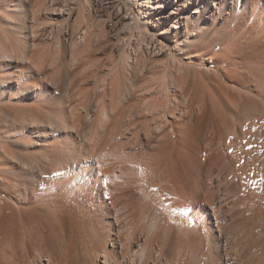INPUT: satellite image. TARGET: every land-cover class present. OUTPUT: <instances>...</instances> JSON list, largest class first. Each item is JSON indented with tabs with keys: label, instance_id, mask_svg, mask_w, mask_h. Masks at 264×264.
<instances>
[{
	"label": "bare ground",
	"instance_id": "bare-ground-1",
	"mask_svg": "<svg viewBox=\"0 0 264 264\" xmlns=\"http://www.w3.org/2000/svg\"><path fill=\"white\" fill-rule=\"evenodd\" d=\"M12 1L0 17V264H264V0L234 1L218 40L205 19L227 0H123L100 26L101 0H52L53 50L37 52V32L11 36L33 28ZM203 49L225 67L212 69L221 87L185 90L174 70ZM100 64L102 78L86 73Z\"/></svg>",
	"mask_w": 264,
	"mask_h": 264
},
{
	"label": "rangeland",
	"instance_id": "rangeland-1",
	"mask_svg": "<svg viewBox=\"0 0 264 264\" xmlns=\"http://www.w3.org/2000/svg\"><path fill=\"white\" fill-rule=\"evenodd\" d=\"M17 0H14V1H12V4L13 3H15ZM50 1V2H49ZM111 0H101V1H99V3H97L96 5H92L91 6V10H93V12L92 13H94V16L96 17V18H94V19H96L95 21V24H97L98 22H97V20L98 21H100V19L102 18V19H108V18H110L109 16H111V18H115V16L116 15H114V14H116V12H118L119 11V9L120 10H124V11H126V9H125V6H124V2H123V0H116L115 1V3L113 4V3H111L110 2ZM237 1V0H227V2H228V4H229V9L228 8H224V11H223V13L220 15V14H212L211 12H210V14H209V18L207 17V19H205V22H207V26H205V30H211V32L213 33V31L215 32L216 31V33H213L216 37H217V40H218V38H220L221 37V39H223L222 37H224V33H226L227 31H229V29H231V27L233 26V24H234V20H235V18H236V15H235V10H234V8L232 9V6L231 5H235L236 3L235 2ZM242 2H245V1H247V0H241ZM44 2H49L50 4L52 3V0H23L22 1V7H23V9H22V14H21V17L22 18H24V17H28L29 16V24L30 25H32V30H30V31H28V30H25V29H23L22 30V28H14L12 31H15L16 30V32H14V33H16V35H11L12 37H18V36H22L23 34H29L30 32L32 33V31L33 32H37L38 33V31L40 30V34L38 33H36V36L38 35V37H41V38H39L38 40V42H39V44H38V42H36L37 44H35L34 46H32L31 47V50H33V49H35L36 50V52L37 51H39V50H41L42 51V49L44 48H47L48 46H51V44H53L52 42L54 41L53 39V36H54V33H55V30L53 29V27L51 26V21L53 20V18H54V14H53V12H55V14H59V11H55V10H53V11H51L49 8H45V7H41V4L42 3H44ZM218 2L219 3H224L225 2V0H218ZM233 2V3H232ZM10 6V7H12V5H11V2H10V0H0V11H1V13H0V17H2V16H4V9L5 8H7V6ZM99 8H98V7ZM87 7H89L90 8V6H87ZM94 8H96V9H98V10H96V9H94ZM122 8V9H121ZM214 8V7H213ZM49 9V10H48ZM2 10H3V12H2ZM48 10V11H47ZM94 10H95V12H94ZM134 10L136 11V8H134ZM14 11V10H13ZM96 11H99L98 13L96 12ZM115 11V12H114ZM122 11H120V12H122ZM112 12V13H111ZM114 12V13H113ZM10 13H11V15L13 16V12H12V10L10 11ZM97 14V15H96ZM111 14V15H110ZM114 16H113V15ZM14 17V16H13ZM15 18V17H14ZM110 18V19H111ZM51 19V20H50ZM54 21V20H53ZM115 21V20H114ZM13 23L15 24V25H17L18 24V22L17 21H13ZM101 23V22H100ZM112 22H110V24H111ZM100 26L101 24H97V26ZM38 26V27H37ZM95 26V25H94ZM42 27V28H41ZM44 27V28H43ZM47 27H49V28H47ZM34 28H36V31H34L35 29ZM95 28L97 29V27L95 26ZM34 29V30H33ZM38 30V31H37ZM42 30V31H41ZM98 30V29H97ZM213 30V31H212ZM21 31H23V32H21ZM54 31V32H53ZM218 31V32H217ZM21 32V33H20ZM29 32V33H28ZM52 32V33H51ZM17 33H18V35H17ZM48 33V34H47ZM119 33H121V32H119ZM217 33H219V34H217ZM20 34V35H19ZM22 34V35H21ZM35 34V33H34ZM50 34V35H49ZM53 34V35H52ZM113 34V33H112ZM122 34V33H121ZM30 35H33V33L32 34H30ZM45 35H47V36H45ZM52 35V36H51ZM222 35V36H221ZM10 36V37H11ZM35 36V37H36ZM30 37V39H31V36H29L28 35V38ZM112 37V36H111ZM123 38H124V36H122ZM122 37L120 38V39H122ZM113 38V37H112ZM43 39V40H42ZM15 40V39H14ZM215 40V39H214ZM48 42V44H46ZM51 43V44H50ZM39 45V46H38ZM48 45V46H47ZM41 48V49H40ZM43 49V50H44ZM53 50V46L52 47H48V51L49 50ZM214 49H216V48H214ZM191 50H194V49H191ZM190 50V51H191ZM198 51H199V49H198ZM184 55H182V54H180V55H182L181 56V60H183V61H185V62H187V63H189V64H193V65H195V67H193V68H191V70H190V68H188L189 69V71H188V69L187 68H185V69H180V71L182 70V72H180L179 71V68L178 69H176V71L174 70V72L176 73V74H178L179 76H181V78H183L184 80L182 81L183 82V85H185L184 87H185V90H190V88L193 86V83L194 82H196L197 83V85L199 86L198 87V90H202L200 87H202V88H204L205 90V92H206V90H211V91H213L214 92V90H215V87L216 86H219L217 83H216V78H214V76H212L213 75V71H212V69H217V71H218V73H219V75H221L222 76V74H223V72H224V70H225V67L224 66H222V65H220V66H216V65H212L211 63H209V59H210V57L213 55V53L214 52H212V53H208L205 49H203L202 51H201V53L199 54V56L198 57H194L192 60L191 59H189V58H187L186 59V56L187 55H189V53H187V52H182ZM31 54H32V51H31ZM33 54H36V53H34V51H33ZM51 56L53 55V52L50 54ZM180 55H179V57H180ZM50 56V57H51ZM100 56H102V57H105L106 55H100ZM101 58V57H100ZM236 65H232L231 66V68H233L234 70H235V67ZM193 69V70H192ZM177 70H178V72H177ZM184 70V71H183ZM101 71H103V67H102V64H100V65H96V66H92V67H90V69H88V71H86V73H93V72H97V74H98V76L100 77V78H102V75H99L100 73H102ZM190 71H191V73H190ZM184 72H186V73H184ZM183 73V74H182ZM188 73V74H187ZM193 73H195V74H193ZM185 74V75H184ZM187 75V76H186ZM196 76V77H195ZM185 77H186V80H185ZM191 77H193V78H191ZM197 78V79H196ZM214 78V79H213ZM193 79V80H192ZM188 80V81H187ZM189 80H191L190 82H189ZM222 82H223V90H224V92L226 93V95H236L237 93L239 94L240 92H239V89H237V88H235V87H233V84L228 80V79H226V80H224L223 78H222ZM194 81V82H193ZM190 83H191V85H190ZM187 84V85H186ZM219 87H221V86H219ZM227 88V89H226ZM214 89V90H213ZM244 216V217H243ZM243 216H240L241 217V219H244L245 218V215H243ZM239 217V218H240ZM243 217V218H242ZM238 222H240V224L242 225V223H241V220L240 221H238ZM247 222V224L248 225H250L249 223H251V221L249 222V220L248 221H246ZM246 222H244V223H246ZM249 222V223H248ZM243 223V224H244ZM247 224H245V225H242V226H244L243 227V229L246 227V225ZM242 228V227H241ZM262 239H263V242H264V237L262 236L261 237ZM252 250H253V247L251 248ZM251 249H248L249 251L251 250ZM252 250L249 252V254H248V252H246L249 256H251V254L253 253L252 252ZM247 255V259H248V261H250L251 260V257H249ZM253 264H255V262L253 263Z\"/></svg>",
	"mask_w": 264,
	"mask_h": 264
}]
</instances>
